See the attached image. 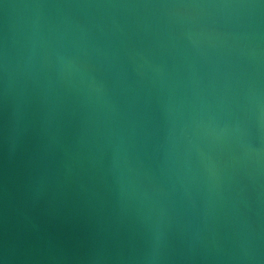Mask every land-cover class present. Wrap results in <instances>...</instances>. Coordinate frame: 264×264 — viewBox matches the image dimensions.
Returning a JSON list of instances; mask_svg holds the SVG:
<instances>
[{
	"label": "water",
	"instance_id": "water-1",
	"mask_svg": "<svg viewBox=\"0 0 264 264\" xmlns=\"http://www.w3.org/2000/svg\"><path fill=\"white\" fill-rule=\"evenodd\" d=\"M0 264H264V0H0Z\"/></svg>",
	"mask_w": 264,
	"mask_h": 264
}]
</instances>
